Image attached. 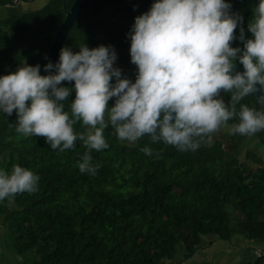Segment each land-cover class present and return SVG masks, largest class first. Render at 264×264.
<instances>
[{
  "label": "trees",
  "instance_id": "1",
  "mask_svg": "<svg viewBox=\"0 0 264 264\" xmlns=\"http://www.w3.org/2000/svg\"><path fill=\"white\" fill-rule=\"evenodd\" d=\"M73 2L48 0L1 18V67L9 74L24 63L39 64L41 74H49L44 66L56 63L49 57L52 41ZM154 2L86 0L62 47L77 52L84 43L111 45L115 66L134 82L138 69L131 63L128 34ZM226 2L243 17L240 26L251 38L248 23L260 0ZM8 5L15 4L0 0V7ZM240 26L232 46L243 49ZM62 83L74 88V82ZM222 96L230 101L229 93ZM74 98L73 91L66 110ZM114 103L115 98L109 106ZM241 103L261 109L254 94ZM17 120L15 111L12 116L0 112V169L10 172L18 164L40 180L36 192L0 201V264H181L217 239L232 241L242 234L249 243L264 240V162L253 150L242 159L213 134L196 151H179L147 135L130 143L119 140L109 125L104 131L109 147L90 152L92 164L100 167L95 174L81 173L78 162L88 151L82 141L60 152L44 137L18 133ZM75 130L87 131L82 121ZM255 136L264 145V130ZM145 147L151 155L142 151ZM244 264H264V258Z\"/></svg>",
  "mask_w": 264,
  "mask_h": 264
},
{
  "label": "clouds",
  "instance_id": "2",
  "mask_svg": "<svg viewBox=\"0 0 264 264\" xmlns=\"http://www.w3.org/2000/svg\"><path fill=\"white\" fill-rule=\"evenodd\" d=\"M231 8L226 0H155L128 34L131 63L138 69L134 82L115 66L113 46L84 43L77 52L65 46L57 63L44 66L47 75L39 64L24 63L0 76V112L15 111L16 131L44 137L54 150L74 149L82 141L88 151L78 167L91 174L100 165L92 164L90 152L109 147L104 136L109 125L121 141L134 143L147 135L179 151H196L230 120H238L232 134L253 136L264 130V107L241 101L260 93L257 101L264 105V0L248 23V39L240 26L243 17ZM238 26L243 49L232 46ZM237 60L243 72L236 71ZM62 82H74V88ZM81 121L87 131L78 133ZM142 151L152 154L148 147ZM39 180L18 164L10 172L0 169V201L36 192Z\"/></svg>",
  "mask_w": 264,
  "mask_h": 264
},
{
  "label": "rangeland",
  "instance_id": "3",
  "mask_svg": "<svg viewBox=\"0 0 264 264\" xmlns=\"http://www.w3.org/2000/svg\"><path fill=\"white\" fill-rule=\"evenodd\" d=\"M48 0H34L30 2H21L12 5L11 8L0 7V19L5 18L11 14H20L23 10L35 9L43 6ZM22 7V9H19ZM15 45V43H14ZM18 47L15 45L13 52ZM8 71L0 65V76L7 75ZM213 140L221 139L224 142V147L233 153H237L240 158H245L247 150H253L264 162V145L253 136H242L240 134H232L231 127H222L221 130L213 134ZM251 164H255L253 159L250 160ZM210 237V236H205ZM208 241V239H207ZM258 246L264 248V240L254 241L249 243L242 234H237L233 237L232 241L217 239V241L207 246L206 248L199 249L191 258L185 260L181 264H201L202 262H209L210 264H244L247 261L254 260V247ZM173 260H165L163 264H173Z\"/></svg>",
  "mask_w": 264,
  "mask_h": 264
},
{
  "label": "water",
  "instance_id": "4",
  "mask_svg": "<svg viewBox=\"0 0 264 264\" xmlns=\"http://www.w3.org/2000/svg\"><path fill=\"white\" fill-rule=\"evenodd\" d=\"M86 0H74L72 6L66 11L65 19L56 33L50 48L49 57L55 61L56 63L59 61V54L61 47L65 41V38L70 31L72 25L76 21L79 13L81 12ZM155 1V0H153ZM236 71L243 72L244 68L242 65L236 67ZM256 99L260 95V93H254ZM264 107V105H261Z\"/></svg>",
  "mask_w": 264,
  "mask_h": 264
},
{
  "label": "built area",
  "instance_id": "5",
  "mask_svg": "<svg viewBox=\"0 0 264 264\" xmlns=\"http://www.w3.org/2000/svg\"><path fill=\"white\" fill-rule=\"evenodd\" d=\"M23 1H26V0H13V3L16 5V4H19ZM254 254L255 256L257 257H262L264 258V248H261V247H257L254 249Z\"/></svg>",
  "mask_w": 264,
  "mask_h": 264
},
{
  "label": "crops",
  "instance_id": "6",
  "mask_svg": "<svg viewBox=\"0 0 264 264\" xmlns=\"http://www.w3.org/2000/svg\"><path fill=\"white\" fill-rule=\"evenodd\" d=\"M12 5H8L7 7L11 8ZM19 9H22V7H19Z\"/></svg>",
  "mask_w": 264,
  "mask_h": 264
}]
</instances>
